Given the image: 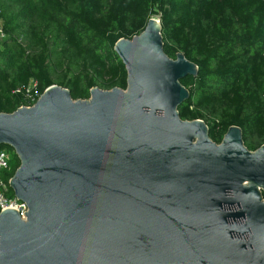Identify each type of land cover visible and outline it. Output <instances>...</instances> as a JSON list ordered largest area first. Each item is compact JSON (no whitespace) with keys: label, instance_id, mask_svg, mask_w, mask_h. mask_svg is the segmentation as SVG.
I'll list each match as a JSON object with an SVG mask.
<instances>
[{"label":"water","instance_id":"1","mask_svg":"<svg viewBox=\"0 0 264 264\" xmlns=\"http://www.w3.org/2000/svg\"><path fill=\"white\" fill-rule=\"evenodd\" d=\"M113 50L125 89L74 100L52 84L0 112L27 206L0 211V264H264V144L235 125L216 143L180 118L198 68L164 52L159 18Z\"/></svg>","mask_w":264,"mask_h":264},{"label":"trees","instance_id":"2","mask_svg":"<svg viewBox=\"0 0 264 264\" xmlns=\"http://www.w3.org/2000/svg\"><path fill=\"white\" fill-rule=\"evenodd\" d=\"M151 16L160 19L164 52H182L198 68L180 80L189 90L180 118L202 119L216 143L235 125L248 149L264 144L263 0H0V112L30 104L27 89L39 97L52 84L74 100L92 87L125 89L113 46ZM0 148L12 175L19 160Z\"/></svg>","mask_w":264,"mask_h":264},{"label":"built area","instance_id":"3","mask_svg":"<svg viewBox=\"0 0 264 264\" xmlns=\"http://www.w3.org/2000/svg\"><path fill=\"white\" fill-rule=\"evenodd\" d=\"M3 36L2 28L0 26V37ZM36 83L31 82L30 86L35 87ZM27 91V97H29L30 104L25 106H31L39 97L37 95H31L29 89ZM11 164L10 154L5 149L0 148V211L4 209H13L17 211L22 219H25V213L27 212L26 204L19 200L13 193L10 194V178H11ZM12 190V189H11Z\"/></svg>","mask_w":264,"mask_h":264},{"label":"rangeland","instance_id":"4","mask_svg":"<svg viewBox=\"0 0 264 264\" xmlns=\"http://www.w3.org/2000/svg\"><path fill=\"white\" fill-rule=\"evenodd\" d=\"M155 17L159 18L158 16H155Z\"/></svg>","mask_w":264,"mask_h":264}]
</instances>
